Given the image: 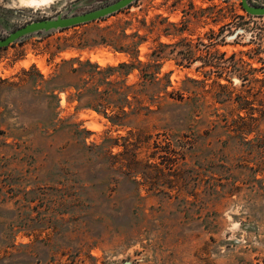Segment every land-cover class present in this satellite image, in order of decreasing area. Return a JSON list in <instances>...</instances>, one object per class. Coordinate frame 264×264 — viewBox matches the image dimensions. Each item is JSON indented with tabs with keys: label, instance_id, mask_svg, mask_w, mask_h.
Returning a JSON list of instances; mask_svg holds the SVG:
<instances>
[{
	"label": "rangeland",
	"instance_id": "374dc122",
	"mask_svg": "<svg viewBox=\"0 0 264 264\" xmlns=\"http://www.w3.org/2000/svg\"><path fill=\"white\" fill-rule=\"evenodd\" d=\"M117 1L0 0V39ZM0 264H264V16L134 0L0 48Z\"/></svg>",
	"mask_w": 264,
	"mask_h": 264
},
{
	"label": "water",
	"instance_id": "95a60500",
	"mask_svg": "<svg viewBox=\"0 0 264 264\" xmlns=\"http://www.w3.org/2000/svg\"><path fill=\"white\" fill-rule=\"evenodd\" d=\"M134 0H118L117 2L91 10L89 12L74 15V16H56L53 18L43 19L39 21H33L26 25L16 29L10 33L7 37L0 39V48L5 47L22 37L37 33V32H49L52 30L65 29L71 26L88 23L106 16H109L121 8L129 5ZM242 8L252 16H264L263 7L250 6L246 0H241Z\"/></svg>",
	"mask_w": 264,
	"mask_h": 264
},
{
	"label": "trees",
	"instance_id": "16d2710c",
	"mask_svg": "<svg viewBox=\"0 0 264 264\" xmlns=\"http://www.w3.org/2000/svg\"><path fill=\"white\" fill-rule=\"evenodd\" d=\"M124 66H125V65H121L120 67H124ZM120 110H121L122 114H125L124 111H123L121 108H120ZM126 154H127V152L122 153L121 155H118V156H124V155H126ZM133 163L136 164L137 162H134V161H133Z\"/></svg>",
	"mask_w": 264,
	"mask_h": 264
}]
</instances>
